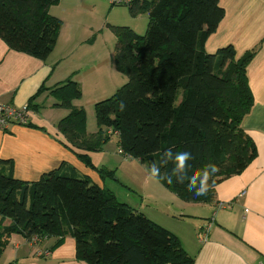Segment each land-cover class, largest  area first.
Wrapping results in <instances>:
<instances>
[{
  "label": "trees",
  "instance_id": "trees-1",
  "mask_svg": "<svg viewBox=\"0 0 264 264\" xmlns=\"http://www.w3.org/2000/svg\"><path fill=\"white\" fill-rule=\"evenodd\" d=\"M58 3L0 0V38L14 50L46 59L63 26L50 13ZM128 7L132 16L148 11V27L139 34L109 25L118 38L115 65L128 82L96 104L99 130L88 133L85 108L73 104L83 91L72 77L42 86L28 107L37 111L33 102L48 90L55 106L69 109L58 127L72 147L99 150L118 133L121 151L146 163L168 189L192 202L210 201L214 186L256 155L241 128L253 106L247 66L255 51L239 58L233 45L206 51L225 15L220 0H133ZM82 159L91 165L87 155ZM205 181L206 194L196 195ZM69 233L77 256L89 264L195 261L178 235L74 168L53 169L30 182L14 175L11 161L0 159V255L13 234L32 239Z\"/></svg>",
  "mask_w": 264,
  "mask_h": 264
},
{
  "label": "crops",
  "instance_id": "crops-1",
  "mask_svg": "<svg viewBox=\"0 0 264 264\" xmlns=\"http://www.w3.org/2000/svg\"><path fill=\"white\" fill-rule=\"evenodd\" d=\"M76 1L66 0L71 15L75 17L73 24L80 28L82 21L76 18L80 12ZM220 5L225 15L208 37L205 49L208 53H215L221 47L233 45L237 58L255 51L247 66L253 106L241 121V128L256 148L255 157L241 172L216 184L210 201L192 202L175 192L171 196L168 192L171 190L146 163L121 151L119 134L113 133L111 137L114 134L118 137L120 153L129 161L142 165L145 176L140 189L130 187L131 183L124 181L129 191L141 192L140 201L137 200L136 205H132L128 198L121 202L178 235L184 248L194 257V264H264V0H220ZM130 27L135 30L131 24ZM84 38L74 27L62 26L56 46L46 59L14 50L0 38V103L23 107L42 86L51 88L69 77L79 82L83 89L82 70L75 68L73 58L84 61L81 54L87 53L88 49L79 50ZM56 102L55 96L47 90L33 102L39 108L32 112L29 125L14 123L8 130L0 128V159L11 161L14 175L22 180L32 182L50 170L74 168L100 187L112 190L106 174L101 172L112 169L108 157L111 153L104 148L105 143L94 151L72 147L58 127L69 109L55 106ZM73 104L84 107L80 99L73 100ZM98 130V123L95 127L92 117L88 133ZM82 155L89 157L91 165L82 159ZM145 200L146 206L165 210L158 209L166 218L162 223L155 213H148L143 208ZM221 202H230L231 206L221 208ZM171 204L180 208V217L168 213ZM207 226L209 235L204 240L199 234ZM0 264L89 263L77 256L76 239L69 233L63 236L36 235L32 239L13 234L0 255Z\"/></svg>",
  "mask_w": 264,
  "mask_h": 264
},
{
  "label": "rangeland",
  "instance_id": "rangeland-1",
  "mask_svg": "<svg viewBox=\"0 0 264 264\" xmlns=\"http://www.w3.org/2000/svg\"><path fill=\"white\" fill-rule=\"evenodd\" d=\"M76 3L80 10L76 18L82 21L80 28L74 26L73 20L75 17L71 15V9L69 11L70 5L66 0L52 5L50 13L58 16L63 21L64 27H74L76 32L80 33V36L85 37V42L82 44L83 47L79 49H88L87 53L81 54L84 61H79L75 57L73 61L75 68L82 70L81 80L84 83V87L82 89V97L79 99L86 110V129L88 131L92 126V117L94 118L95 127L97 125L96 104L114 95L119 88L128 82V77L116 68L114 55L118 38L109 25L130 26L131 24L137 33L145 34L148 27L149 15L148 11L141 10L137 15L132 16L128 5H112L110 0H77ZM75 54L78 55L77 52ZM104 148L111 153L108 157L112 169L105 170V172H111L109 174L106 172L108 186L115 191L120 201L128 198V201L132 205H136L137 200L140 201L139 196L141 192L138 190L139 194H137L134 191H129L124 181H129L128 184L131 183L130 187L140 189L145 178L143 174L144 168L140 164L129 161V159H126L120 153L116 134L105 143ZM168 192L171 196L175 194L172 190ZM151 193H153L152 190ZM169 200L171 201V199H167L166 201ZM146 201H144V204ZM143 208L147 209L148 213H155L154 215L159 217L157 219L161 221L160 223L166 219L164 213H162L163 215L160 213V211H165L161 207H158L160 211L158 209L154 210L153 206H146V204ZM170 208L171 212L168 213L171 216L180 217L182 212L177 205L171 204ZM151 215L150 217H153ZM168 218L173 220L170 216ZM178 222L185 224L183 221Z\"/></svg>",
  "mask_w": 264,
  "mask_h": 264
},
{
  "label": "built area",
  "instance_id": "built-area-1",
  "mask_svg": "<svg viewBox=\"0 0 264 264\" xmlns=\"http://www.w3.org/2000/svg\"><path fill=\"white\" fill-rule=\"evenodd\" d=\"M112 5L126 4L129 5L133 0H110ZM33 111L28 107V104L23 107H17L11 104H1L0 103V128L3 130H8L10 126L14 123H20L23 125L28 124L30 121V116ZM231 203H219V207H229ZM209 235V226L205 227L199 234L201 239L206 240Z\"/></svg>",
  "mask_w": 264,
  "mask_h": 264
},
{
  "label": "clouds",
  "instance_id": "clouds-1",
  "mask_svg": "<svg viewBox=\"0 0 264 264\" xmlns=\"http://www.w3.org/2000/svg\"><path fill=\"white\" fill-rule=\"evenodd\" d=\"M156 170H154L155 172ZM207 192V184L206 181L202 183L201 187L195 190L196 195H203Z\"/></svg>",
  "mask_w": 264,
  "mask_h": 264
}]
</instances>
